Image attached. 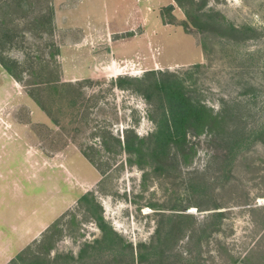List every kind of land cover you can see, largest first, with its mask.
<instances>
[{"label":"rangeland","instance_id":"obj_1","mask_svg":"<svg viewBox=\"0 0 264 264\" xmlns=\"http://www.w3.org/2000/svg\"><path fill=\"white\" fill-rule=\"evenodd\" d=\"M186 8L199 26L185 25L176 0H0V54L22 75L0 62V264L22 252L55 264H150L85 246L102 236L86 192L135 247L151 242L162 212L167 227L175 213L193 215L162 264H264V0ZM152 69L179 74L219 117L159 168L103 143L106 131L154 130L157 93L147 82L117 86ZM56 78L72 87L45 101L54 121L31 94L46 100L35 83ZM238 134L249 141L231 151Z\"/></svg>","mask_w":264,"mask_h":264},{"label":"trees","instance_id":"obj_2","mask_svg":"<svg viewBox=\"0 0 264 264\" xmlns=\"http://www.w3.org/2000/svg\"><path fill=\"white\" fill-rule=\"evenodd\" d=\"M176 1L185 9L188 19L184 22L185 25L189 26V23H193L199 26L197 22L198 14L186 8L188 0ZM0 62L16 80H22V75L16 70V67L19 66L18 60L6 58L0 54ZM136 81L140 83L147 82V88L157 93L161 100L157 107L159 109V115L153 118L155 122L154 130L148 135L142 136L133 128H128L124 139L114 136L110 131H106L103 140L104 146L107 149H110L108 145L109 141H115L116 144L129 155V161L131 163L142 165L143 161L149 159L150 164H156L159 168L169 155V151L172 147L183 150L188 145L191 132L194 136L199 135L206 127L213 129V123L219 121V117L214 115L212 109L207 106V104L195 99L186 92L184 88V78L177 73L152 69L146 71V75L142 78L127 75L119 76L117 79V86L124 87L128 83ZM35 85H37L36 87H38V90L43 92V95L46 94V100L31 94L32 97H34L47 114L56 121L53 111L45 101H55V97L58 93L60 91H68V89L72 87V84L70 82H63L60 78H56L53 80L44 79L36 82ZM67 97L68 96H66V100L68 99ZM145 97L149 98L150 95L145 94ZM262 130H264V128ZM248 139L249 138H246V136L245 138L242 137L241 134L233 136L230 140L231 151L242 149L241 147L246 145L249 141ZM80 199L88 204L89 210L92 211V216L102 232L100 238L93 240V243L86 242L85 246L88 248L100 249L101 251L111 249L115 252V257H122V259L128 257V259H131L133 262L147 263L151 261L152 264H162L167 256L169 244L176 235V230L180 228V230H182L183 228L181 225L185 227L194 220V216L191 214L182 212L175 213L172 216H174L176 220H174L171 226L167 227L163 220L166 214L162 212V220L158 224L151 242H140L135 247L132 242L127 241L124 236L107 221L102 212L101 204L92 192L84 193ZM223 214V211H214L211 215L220 220ZM190 220L191 222H189ZM18 260L22 261V264H55L53 259L42 254H32L30 257H25L22 252L18 253L17 259H13L12 262L15 264Z\"/></svg>","mask_w":264,"mask_h":264},{"label":"crops","instance_id":"obj_3","mask_svg":"<svg viewBox=\"0 0 264 264\" xmlns=\"http://www.w3.org/2000/svg\"><path fill=\"white\" fill-rule=\"evenodd\" d=\"M111 67H113V69H118V66H117V64H112V66Z\"/></svg>","mask_w":264,"mask_h":264}]
</instances>
